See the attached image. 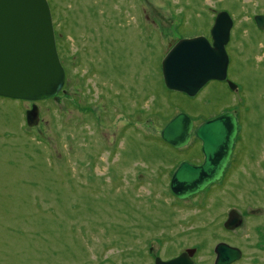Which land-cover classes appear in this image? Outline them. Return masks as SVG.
Returning <instances> with one entry per match:
<instances>
[{
  "label": "rangeland",
  "instance_id": "374dc122",
  "mask_svg": "<svg viewBox=\"0 0 264 264\" xmlns=\"http://www.w3.org/2000/svg\"><path fill=\"white\" fill-rule=\"evenodd\" d=\"M48 2L67 81L56 99L0 97V264H155L187 249L214 264L219 243L241 250L234 264H264V32L252 22L264 0ZM223 11L237 90L211 81L195 98L169 91L165 56L181 39L209 38ZM228 111L241 139L227 177L178 200L172 176L202 160V144L193 131L175 149L163 129L178 114L198 128ZM233 210L242 222L227 231Z\"/></svg>",
  "mask_w": 264,
  "mask_h": 264
},
{
  "label": "water",
  "instance_id": "95a60500",
  "mask_svg": "<svg viewBox=\"0 0 264 264\" xmlns=\"http://www.w3.org/2000/svg\"><path fill=\"white\" fill-rule=\"evenodd\" d=\"M264 29V17L256 19ZM234 21L226 11L218 13L211 29V39L200 36L178 41L162 61V75L168 90L195 97L209 82H227L232 91L238 86L229 81L230 59L227 46L231 40ZM66 85L56 42L55 27L48 0H0V97L40 102L56 99ZM29 127L40 120L34 105L26 113ZM194 121L178 114L161 133L162 140L175 149L189 145ZM239 135L238 121L231 112L210 119L195 130L202 142L205 161L201 166L183 162L170 183L178 200H187L204 192L224 176ZM240 215L228 214L224 223L227 231L241 225ZM214 264H234L242 257L238 248L226 243L215 247ZM197 249H187L177 258L155 264H196Z\"/></svg>",
  "mask_w": 264,
  "mask_h": 264
},
{
  "label": "flooded vegetation",
  "instance_id": "af4514ba",
  "mask_svg": "<svg viewBox=\"0 0 264 264\" xmlns=\"http://www.w3.org/2000/svg\"><path fill=\"white\" fill-rule=\"evenodd\" d=\"M217 15H218V13L215 15V17H214V19H213V26H214V23H215V20H216V17H217ZM258 17H264V15H262V14H255L254 15V17L252 18V22L254 23V25L256 26V28L257 29H259L260 31H262V32H264V29H261L260 27H259V25L257 24V21H256V19L258 18ZM213 26H212V28H213ZM211 28V29H212ZM233 28H234V26H233ZM233 30V29H232ZM232 33V32H231ZM209 39H211V31H210V35H209ZM225 83H227L226 81H225ZM227 85H228V83H227ZM229 112V111H228ZM225 113V112H224ZM234 115H235V117H236V119H237V121H238V127H239V136H238V138H237V142H236V145L234 146V149H233V153H232V156H231V159H230V161H229V164H228V166H227V169H226V171H225V173H224V176H223V178H222V180H221V182L222 181H224V179L227 177V174H228V172L230 171V166L232 165V163H233V161L236 159V157L234 156V153H235V150L237 149V147L238 146H240L239 144H238V142H240L238 139L241 137V134H240V131H241V122H240V119L238 118V116L234 113V112H232ZM221 114H223V113H220L219 115H216V116H214V117H211V118H209V119H207L206 121H208V120H210V119H213V118H215V117H217V116H220ZM196 129V127H195V125H194V130ZM201 153H202V160H200L199 162H197V163H195V164H192V165H194V166H201L203 163H204V161H205V157H204V154H203V151H202V148H201ZM243 159V158H242ZM251 160V159H250ZM235 162V161H234ZM251 162H252V160H251ZM183 163V162H182ZM246 163V162H245ZM221 182H218V183H221ZM218 183H216V184H218Z\"/></svg>",
  "mask_w": 264,
  "mask_h": 264
},
{
  "label": "trees",
  "instance_id": "16d2710c",
  "mask_svg": "<svg viewBox=\"0 0 264 264\" xmlns=\"http://www.w3.org/2000/svg\"><path fill=\"white\" fill-rule=\"evenodd\" d=\"M60 36H61V35H60ZM56 37H57V32H56ZM57 46H58V38H57ZM58 51H59V46H58ZM59 56H60V58H61V62H62L63 67L66 69L65 62H64V60H63V58H62L60 52H59ZM66 72H67V71H66ZM240 139H241V137H240L238 140L240 141Z\"/></svg>",
  "mask_w": 264,
  "mask_h": 264
}]
</instances>
